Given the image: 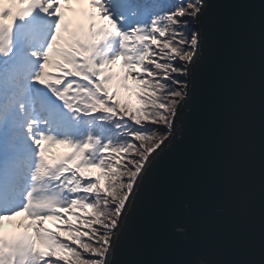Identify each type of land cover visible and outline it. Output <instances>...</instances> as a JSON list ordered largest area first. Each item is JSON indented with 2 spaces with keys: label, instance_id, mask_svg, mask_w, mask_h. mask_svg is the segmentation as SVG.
<instances>
[{
  "label": "snow or ice",
  "instance_id": "1",
  "mask_svg": "<svg viewBox=\"0 0 264 264\" xmlns=\"http://www.w3.org/2000/svg\"><path fill=\"white\" fill-rule=\"evenodd\" d=\"M206 8L0 0V134L12 140L0 153V264H113L136 194L177 138Z\"/></svg>",
  "mask_w": 264,
  "mask_h": 264
},
{
  "label": "water",
  "instance_id": "2",
  "mask_svg": "<svg viewBox=\"0 0 264 264\" xmlns=\"http://www.w3.org/2000/svg\"><path fill=\"white\" fill-rule=\"evenodd\" d=\"M206 4L177 138L136 194L113 264H264V0Z\"/></svg>",
  "mask_w": 264,
  "mask_h": 264
},
{
  "label": "trees",
  "instance_id": "3",
  "mask_svg": "<svg viewBox=\"0 0 264 264\" xmlns=\"http://www.w3.org/2000/svg\"><path fill=\"white\" fill-rule=\"evenodd\" d=\"M24 36V34H22L20 31H16V38L17 40H20L22 37ZM8 61L7 60H0V65L2 64H7ZM17 135H19V133L17 132L16 133ZM12 140H11V137H10V134H9V131L7 129H5L3 131L2 134H0V153H3V155L7 156V153L9 151V147H10V144H11ZM55 149H53V151H58L60 152V155L63 154V152L66 151V149H63L62 147L60 146H57V147H54ZM53 154V153H51ZM26 171V169H25ZM23 188V183H21L20 185V190H22ZM51 226H53V224L50 222Z\"/></svg>",
  "mask_w": 264,
  "mask_h": 264
},
{
  "label": "rangeland",
  "instance_id": "4",
  "mask_svg": "<svg viewBox=\"0 0 264 264\" xmlns=\"http://www.w3.org/2000/svg\"><path fill=\"white\" fill-rule=\"evenodd\" d=\"M121 95L124 97V98H128L130 95H131V101H132V103L133 104H135V99H134V94H129V93H124L123 91L121 92ZM53 149H55V148H52L51 150H50V153H53V154H55V155H57V156H59L60 155V152H58V151H53ZM13 223L12 224H7L8 222H5V224H4V228H3V230L5 231V232H14V231H16V229L14 228V224H15V221H12ZM48 226V225H47ZM48 227H54V225L53 226H48Z\"/></svg>",
  "mask_w": 264,
  "mask_h": 264
},
{
  "label": "bare ground",
  "instance_id": "5",
  "mask_svg": "<svg viewBox=\"0 0 264 264\" xmlns=\"http://www.w3.org/2000/svg\"><path fill=\"white\" fill-rule=\"evenodd\" d=\"M17 31H20L22 34H24V27L18 28ZM48 226H51L50 222L47 223Z\"/></svg>",
  "mask_w": 264,
  "mask_h": 264
}]
</instances>
